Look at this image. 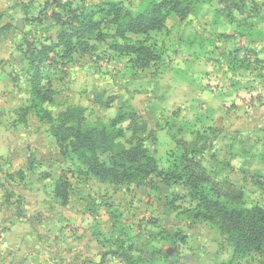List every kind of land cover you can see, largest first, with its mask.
Masks as SVG:
<instances>
[{"label": "rangeland", "instance_id": "rangeland-1", "mask_svg": "<svg viewBox=\"0 0 264 264\" xmlns=\"http://www.w3.org/2000/svg\"><path fill=\"white\" fill-rule=\"evenodd\" d=\"M101 1L135 12L149 0H0V264H264V248H235L220 218L193 215L188 175L170 185L97 181L31 109L26 57L51 48L39 70L52 117L80 106L108 124L122 108L136 112L161 170L187 165L227 204L262 206L264 0H179L184 15L162 30L127 35L157 54L145 69L116 48L125 41L113 29L65 56L53 14L66 20ZM109 96L108 106L95 101ZM119 141L136 142L130 131Z\"/></svg>", "mask_w": 264, "mask_h": 264}, {"label": "trees", "instance_id": "trees-1", "mask_svg": "<svg viewBox=\"0 0 264 264\" xmlns=\"http://www.w3.org/2000/svg\"><path fill=\"white\" fill-rule=\"evenodd\" d=\"M70 13L71 16L66 20H62L58 13L53 14L63 26L58 38L65 56H70L77 49L88 50L90 39L104 41L109 35L105 29H113V35L125 41L116 48L131 57L134 68L145 69L158 60L157 54L143 40L127 43V35H148L151 31H160L170 15H184L185 7L179 0H149L141 9L131 12L124 10L118 2L101 1L88 9L70 10ZM50 51L49 46H43L38 51L30 48L26 50L31 69V109L40 119L50 123V132L60 148H69L79 163L86 167V171L102 183L142 186L152 183L154 178H160L162 184L170 185L188 175L185 181L190 188V196L196 201L191 210L193 215L208 221L220 218L224 224L223 233L228 235L235 248L263 250L264 195L262 206L237 207L221 200L219 194L205 189L201 185L203 178L193 175L187 165L161 170L157 160L138 137V134L146 131V124L139 120L136 112L122 108L108 124L88 121L85 108L80 106L68 107L55 118L52 117L48 109L43 107L44 103L52 101V97L50 91L40 86L44 77L39 70V65L47 59ZM113 99L109 96L104 103L99 102V99L95 101L108 106ZM125 121L128 123L123 128L121 124ZM125 131H130L136 140L129 148L123 147L119 141ZM64 185L65 182L60 180L56 185L58 197L64 195L61 192Z\"/></svg>", "mask_w": 264, "mask_h": 264}]
</instances>
